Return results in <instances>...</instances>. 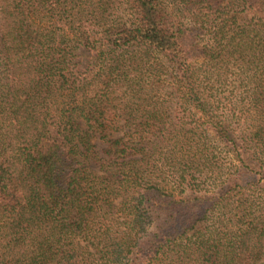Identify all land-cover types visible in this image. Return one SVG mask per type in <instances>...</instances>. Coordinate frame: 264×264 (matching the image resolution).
Returning a JSON list of instances; mask_svg holds the SVG:
<instances>
[{"label": "trees", "instance_id": "trees-1", "mask_svg": "<svg viewBox=\"0 0 264 264\" xmlns=\"http://www.w3.org/2000/svg\"><path fill=\"white\" fill-rule=\"evenodd\" d=\"M0 264H264V0H0Z\"/></svg>", "mask_w": 264, "mask_h": 264}, {"label": "rangeland", "instance_id": "rangeland-1", "mask_svg": "<svg viewBox=\"0 0 264 264\" xmlns=\"http://www.w3.org/2000/svg\"><path fill=\"white\" fill-rule=\"evenodd\" d=\"M97 145H98V149H99L100 152L103 151L106 148V146L104 144H101L99 142H97Z\"/></svg>", "mask_w": 264, "mask_h": 264}]
</instances>
